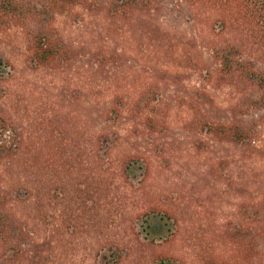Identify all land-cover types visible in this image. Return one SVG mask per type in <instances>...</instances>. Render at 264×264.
<instances>
[{
  "label": "rangeland",
  "instance_id": "rangeland-1",
  "mask_svg": "<svg viewBox=\"0 0 264 264\" xmlns=\"http://www.w3.org/2000/svg\"><path fill=\"white\" fill-rule=\"evenodd\" d=\"M19 1L50 24L64 51L41 66L26 30L0 28V58L9 64L0 116L20 147L1 168L3 184L19 194L17 218L45 245L41 262L105 264L114 251L122 264L229 255L227 233L252 221L243 206L264 199V107L244 106L247 94L207 74L216 70L214 44L246 36L214 33L217 18L192 0ZM150 91V104L132 113ZM114 98L123 103L115 122L106 113ZM199 110L212 124L242 125L256 141L208 136L194 123ZM131 158L139 162L124 173ZM152 206L173 214L171 237L153 247L141 227Z\"/></svg>",
  "mask_w": 264,
  "mask_h": 264
},
{
  "label": "trees",
  "instance_id": "trees-1",
  "mask_svg": "<svg viewBox=\"0 0 264 264\" xmlns=\"http://www.w3.org/2000/svg\"><path fill=\"white\" fill-rule=\"evenodd\" d=\"M49 5L41 4L44 8H52L58 3L76 5L81 0H48ZM58 1V3H57ZM207 7L206 13L217 18L215 31L226 29L239 31L245 35V40L235 39L214 44L211 48L212 58L216 62V70L211 79L226 85L237 86L240 93L247 94L244 106L264 107V68L257 62L264 59V0H192ZM200 8V7H199ZM22 5L19 0H0V28L20 27L26 30L33 60L41 65H50L62 59L64 51L55 43L50 33V24L36 21L35 13ZM211 16H208L209 18ZM218 29V30H217ZM251 39V40H250ZM248 41L252 43L249 44ZM256 46L257 49H253ZM8 62L0 58V81L7 73ZM149 93V94H147ZM141 96L132 110L141 113L150 104L149 95L152 91ZM153 97V96H152ZM151 97V99H152ZM154 99V98H153ZM122 101L114 98L112 107L108 109V120L116 121L122 112L118 105ZM131 109V107H130ZM135 110V111H134ZM145 127L151 131L157 128V119L147 116ZM194 123L205 134L236 146H243L255 139H251L249 131L240 124L215 125L207 121L200 110ZM9 121L0 116V264H44L41 262L44 253L43 243L37 242V234L23 224L14 212L15 197L11 186H4L1 168L13 165V159L20 150L19 144L13 136V128ZM16 159V158H15ZM139 160L131 158L123 162V172L131 170ZM138 169V167H137ZM144 176L149 174L147 166L139 167ZM11 181V180H10ZM16 195V196H14ZM244 217L252 221L234 233L228 232L226 242L231 247L229 255L204 254L198 264H264V199L256 200L254 204L242 208ZM172 212L158 206L148 207L142 214L141 227L146 243L153 247L157 243L169 239ZM162 242V243H163ZM105 264H122L117 251L104 254ZM153 264H178L177 259L167 255H158Z\"/></svg>",
  "mask_w": 264,
  "mask_h": 264
}]
</instances>
